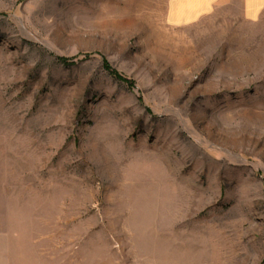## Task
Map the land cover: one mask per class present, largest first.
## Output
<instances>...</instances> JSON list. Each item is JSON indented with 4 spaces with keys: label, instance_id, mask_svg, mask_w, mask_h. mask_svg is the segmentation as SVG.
I'll return each instance as SVG.
<instances>
[{
    "label": "rangeland",
    "instance_id": "1",
    "mask_svg": "<svg viewBox=\"0 0 264 264\" xmlns=\"http://www.w3.org/2000/svg\"><path fill=\"white\" fill-rule=\"evenodd\" d=\"M168 0H0V264H264V26Z\"/></svg>",
    "mask_w": 264,
    "mask_h": 264
},
{
    "label": "crops",
    "instance_id": "2",
    "mask_svg": "<svg viewBox=\"0 0 264 264\" xmlns=\"http://www.w3.org/2000/svg\"><path fill=\"white\" fill-rule=\"evenodd\" d=\"M222 10L246 25L264 26V0H168L166 18L169 26L185 27Z\"/></svg>",
    "mask_w": 264,
    "mask_h": 264
}]
</instances>
